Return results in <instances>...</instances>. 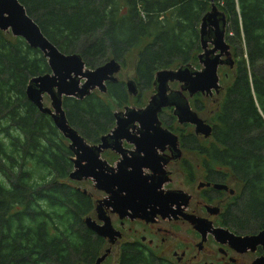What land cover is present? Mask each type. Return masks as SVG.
<instances>
[{
	"label": "trees",
	"instance_id": "obj_1",
	"mask_svg": "<svg viewBox=\"0 0 264 264\" xmlns=\"http://www.w3.org/2000/svg\"><path fill=\"white\" fill-rule=\"evenodd\" d=\"M19 1L48 40L63 53H79L88 67L110 59L125 67L137 48L134 73L143 92L134 103H144L159 69L200 66L199 22L209 0ZM216 3L226 14L225 37L235 64L221 74L229 83L210 118L214 143L203 137L189 141L194 135L182 141L214 146L200 149L205 165L230 166L242 188L227 223L252 232L264 225V0ZM49 71L40 50L0 30V264H76L94 261L101 249L102 239L84 222L95 193L69 178V141L25 95L28 80ZM128 101L118 80L106 82L104 93L63 97V107L68 123L97 143L114 125V107ZM213 174L224 176L219 170ZM128 256L123 251L117 264H171Z\"/></svg>",
	"mask_w": 264,
	"mask_h": 264
},
{
	"label": "water",
	"instance_id": "obj_2",
	"mask_svg": "<svg viewBox=\"0 0 264 264\" xmlns=\"http://www.w3.org/2000/svg\"><path fill=\"white\" fill-rule=\"evenodd\" d=\"M209 1L210 8L202 15L198 30L202 49L198 54V61L201 67L195 68L190 63H186L176 68H162L156 71L153 81L156 92L150 96L145 107L136 109L126 106L124 111H115V126L112 131L103 135L99 143L91 144L68 123L63 107V97L71 96L81 99L95 89L105 92V82L116 81L114 75L121 68L120 62L110 59L95 68H86L79 53H63L48 40L19 0H0V30L9 31L13 36L21 37L31 48L40 50L47 59L50 71L32 76L25 87V95L40 112L50 116L55 127L69 141V148L73 153V169L69 173V178L77 182L85 179L92 180L96 189L108 193L109 198L116 201L119 209L122 210L121 217L126 215L127 211L123 205L125 200L119 196L121 190L116 187L125 183L118 177L126 176L134 179L135 182L146 183L144 177L140 175L143 165L141 158L123 159L118 164V172L115 173L114 168L100 157L103 149H113L124 155L125 150L121 148V141L125 140L132 143L134 152L141 156L154 157L157 149L162 150L167 144L170 148L178 150L176 136L167 128L161 127L158 113L163 107L173 106V115L178 118V121L194 124L196 133H203L204 137L210 133L209 124L190 108L183 94V91H188V94L192 96L195 92L208 94L212 88L217 90L219 87L218 66L233 63L231 46L225 40L226 14L218 8L216 0ZM174 81L182 82L179 90L170 89L169 82ZM125 85L128 94H137L133 80H127ZM44 95L48 96L50 106L44 105ZM135 127L137 131L134 130ZM128 166H131L132 170L129 171L131 174L127 175L124 169ZM116 195L118 198H115ZM157 198L149 196L144 200L147 204L158 201L159 196ZM104 202L106 205L110 204V201ZM95 208L97 219L102 223H98L88 215L84 219L85 225L95 234L108 236L109 241L114 242V235L119 233L113 228L109 217L105 215L99 204ZM185 217L193 225H197V222L202 220L193 216ZM202 224L210 225L204 220L201 221ZM205 232L206 230L202 234ZM212 232L220 242L227 241L229 246L237 252L254 250L258 245L261 246L262 254L252 260L251 264H264V227L255 234H235L221 228H215ZM108 251L109 249H106L93 262L76 264H101Z\"/></svg>",
	"mask_w": 264,
	"mask_h": 264
},
{
	"label": "flooded vegetation",
	"instance_id": "obj_3",
	"mask_svg": "<svg viewBox=\"0 0 264 264\" xmlns=\"http://www.w3.org/2000/svg\"><path fill=\"white\" fill-rule=\"evenodd\" d=\"M218 8L222 10L219 6ZM226 32L227 23L225 36ZM231 51L232 49L230 48V52ZM232 59V65L226 63L225 65L218 66V76L221 75L222 69H225L223 71L225 72L226 68L229 70L230 68H233L235 64L234 57H232ZM191 65L197 68L195 65ZM120 66L123 68L121 64ZM120 70L118 72H120ZM225 74L229 75L228 72ZM114 76L116 77V81L114 82L120 80L116 74ZM127 80H133L135 82L137 94L134 96L135 98H138L143 92V86L135 78ZM126 81H123L124 85L126 84ZM106 82L113 83L112 81ZM222 82L223 87H221L218 83L219 87L217 90L212 88L208 94L205 92H195L192 96H190L188 91H183V94L189 102L190 108L194 110L198 116V111H201L204 108L203 102L199 99L201 96H206L208 98L214 97L216 107L213 110L211 117L219 109V104L224 93V85L227 81ZM170 83H177L179 89L182 84V82L178 81L169 82V84ZM145 87L147 88V86ZM151 88L152 90H150L148 94L149 99L150 96L156 92L153 82ZM149 99L142 104L133 103L131 101L134 105H124L122 110L124 111L126 106L136 109L143 108ZM194 101L198 102V106L202 108L198 109V107L194 105ZM167 110L170 111L171 114H168ZM158 117L161 121V127L164 129L167 128L173 135L176 136L178 150L170 148L169 144H167L164 146V149H157V153L153 155L154 157L150 155L141 156L137 152H134L135 149L132 143L122 140L121 148L125 150L124 155L113 149H103L100 154V157L106 160L102 157L103 153H105V151L111 152L113 160L111 161L112 158L110 157L109 161H106L114 168L115 173L118 172V164L121 160L141 158L143 166L141 165L142 172L140 175L144 177L146 183L135 182L134 179L126 176L118 177L119 180H122L125 183V185L116 187L118 190H121V194H119V196L125 200L123 205L127 214L122 217L120 216V212H122V210L119 209L116 201L114 199L111 200L108 193L96 189L93 186V188L100 194L98 196L94 195V213L96 214L95 206L99 204L105 215L109 217L113 228L119 233L118 235H114V242H110L108 236L103 237L98 235L102 239V243L97 257L102 255L106 249H109V251L107 252L104 260L109 258L112 250L114 249L113 255H115V260H121L124 251L129 254L127 257L129 259L167 260L171 264H192L195 260H210L209 264H236L238 262L237 260H243L244 257H246L247 260L252 261L256 257L260 256L263 252L261 246L258 245L254 250L247 249L244 252H237L229 246L227 241L220 242L216 238L215 233L212 232L215 228H221L228 229L235 234H255L262 230L264 225L261 229L244 233L235 231L229 226L227 223V221L230 220L229 207L240 195L242 188L241 183L238 182L234 176H232L230 166L228 164L222 168H216L214 162H206L205 165V163L200 159V149L204 150L206 148L212 150L214 149V146H199V144L195 145L190 142L188 144L182 141L184 140L182 136L188 137L194 135L189 139V141L194 138L199 141L200 137H203L205 139H210V142L214 143V140L211 138V117L206 119L199 116L210 126V133L207 137H204L203 133H196L194 124L189 122L180 123L178 118L173 115V106L163 107L158 113ZM114 126L115 118L113 127L107 133L111 132ZM134 130L137 131V127H135ZM99 142L100 140L97 143ZM178 153L179 155H177ZM124 170L127 175L131 174L129 172L132 170L131 166H128V168ZM217 170L223 173L224 176L222 178H218L217 175L214 176L213 173ZM82 190L87 192L84 188ZM149 196L152 198H157L159 196V200L146 204L144 198ZM115 198H118V196L116 195ZM104 201H110V204L106 205ZM185 216H193L198 219H202L205 223L209 222L210 225H201L202 220L198 221L197 225H193L186 219ZM97 222L102 223V221L98 219ZM204 230H206V232L202 234ZM250 256H252V259H250ZM96 258L94 260H96ZM214 260L219 261L215 262ZM90 262L93 261L85 263ZM204 263L206 264V261H204Z\"/></svg>",
	"mask_w": 264,
	"mask_h": 264
},
{
	"label": "rangeland",
	"instance_id": "obj_4",
	"mask_svg": "<svg viewBox=\"0 0 264 264\" xmlns=\"http://www.w3.org/2000/svg\"><path fill=\"white\" fill-rule=\"evenodd\" d=\"M209 46H211V44H209ZM243 50H245V49H243ZM136 55H137V48H134V49H132V51L129 53V55L127 57L126 66L121 68L120 72L116 73V76L118 77V79H120L122 81H126L127 79H130V78L134 79L135 78L134 65H135ZM231 55H232V57H235L233 55L232 51H231ZM87 67L88 66H86V68ZM200 67H201V65H200ZM88 68H91V67H88ZM224 70L225 69L221 70V74L223 73ZM219 76H220L219 84H220L221 87H223V82H222L223 79L221 78L222 76L221 75H219ZM169 85H170V88H172V89H179L177 83H170ZM148 94H149V92H144L143 93L144 102H146L147 99H149L148 98ZM199 99L203 102L204 108H203V110L198 111V114L202 118L209 119L211 117L212 113H213V110L216 107V104H215L216 102L214 101V97L208 98L206 96H201ZM133 100H135V96L133 94H129V101H128L127 104L128 105H134L133 104L134 103ZM43 102H44V105L50 106V100H49L48 96L44 95ZM193 108L195 109L194 106H193ZM122 109H123V107H114V110H118L119 111V110H122ZM167 113L171 114V112L168 111V110H167ZM191 130H192V127H191ZM102 157L105 158L108 161H109V158L111 157L112 158L111 161L113 160V155L111 154L110 151H105V153H103ZM78 183L80 184V186L82 188L86 189L87 191L95 192L96 196L100 195L97 192V190H95L93 188V182L91 180H88V179L87 180H82V181H78ZM89 215L91 216L92 219L97 220L96 219V214L94 213V211H92ZM113 253H114V249L112 250V253L110 254L109 258H107L106 260H103L101 262V264H117L118 260H115V255H113ZM250 259H252V256H250ZM204 261H206V264H209V262H210V260H195L192 264H205ZM217 261H219V260H217ZM217 261H215V262H217ZM237 261L238 262L236 264H250L251 260H247V258L244 257L243 260H237ZM82 263H85V262H82ZM215 264H221V263H215Z\"/></svg>",
	"mask_w": 264,
	"mask_h": 264
}]
</instances>
